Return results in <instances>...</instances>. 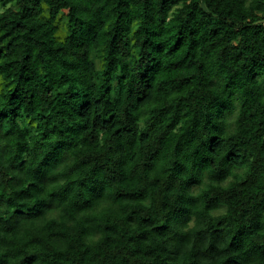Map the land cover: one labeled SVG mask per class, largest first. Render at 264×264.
I'll return each instance as SVG.
<instances>
[{"label": "clouds", "instance_id": "9594fccd", "mask_svg": "<svg viewBox=\"0 0 264 264\" xmlns=\"http://www.w3.org/2000/svg\"><path fill=\"white\" fill-rule=\"evenodd\" d=\"M0 15V35L25 16L14 69L31 80L0 83V264H264V0H0ZM173 42L190 54L165 83Z\"/></svg>", "mask_w": 264, "mask_h": 264}, {"label": "trees", "instance_id": "16d2710c", "mask_svg": "<svg viewBox=\"0 0 264 264\" xmlns=\"http://www.w3.org/2000/svg\"><path fill=\"white\" fill-rule=\"evenodd\" d=\"M116 6L120 7V4H117ZM22 11L23 9L16 10L18 15ZM189 15H191V13H189ZM24 19L25 16H20L18 20L9 19L7 23L13 24L14 25L13 29L11 31L4 32L2 35H0V71L8 72L6 83L4 81H0V83H3L4 87L13 96H15L17 92L21 89V80H23V84L25 86L31 84V80L24 78L25 74L23 72V66H21V72L19 74H16L14 69V65L18 63V60L14 56L15 49L13 48V43L17 39V37L23 33V28L21 27V21H23ZM120 20H121L120 16L115 17L113 22V30L117 25L123 27V25L120 24ZM3 21H4V17L0 15V24H3ZM131 23L135 25L137 23V20L133 19ZM173 25L174 27H182V25H180L177 20L173 21ZM3 26L6 27L7 24H3ZM135 31L139 32L140 29L136 28ZM107 32H108V28L106 27L105 33ZM175 35H179V33H175ZM104 38L112 39L113 37L105 36ZM144 43H147V41H145ZM176 45L177 42H173L171 47L166 46L165 48L161 49V51L164 52L166 57L168 58L169 69L164 72L158 70L156 76L157 79L163 78V81L165 83L168 82L169 78H175L180 73V69L178 67H171V66L178 65L181 62L182 58H185L187 55L190 54L189 48L184 44H180L179 47H177ZM173 48L175 49V51L172 50ZM57 51H60V49H57ZM153 59L155 60L156 58L153 57ZM72 87L73 84L71 80H66L62 85H58L56 87L49 86L48 88H46V91H50L52 97L54 98L46 105V107L52 109L53 111L58 112L59 109L57 107V101L55 98L61 96L62 94H66V90ZM24 90L27 92L30 91V88L25 87ZM74 95H78V94L74 93ZM25 99H27V97H25ZM176 107L179 108V105H177ZM37 115L41 118V120H43L46 124H48L49 127H51V122L49 120L50 114L48 111H46L45 109H38ZM261 123H264V121H262ZM117 131H119V129H117ZM11 132H12L11 128H6L4 131V136L7 137L8 135L11 134ZM98 211L102 212L103 209H100Z\"/></svg>", "mask_w": 264, "mask_h": 264}]
</instances>
